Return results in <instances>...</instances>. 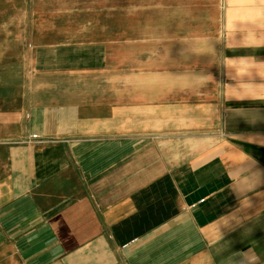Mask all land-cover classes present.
Wrapping results in <instances>:
<instances>
[{
	"label": "crops",
	"instance_id": "crops-1",
	"mask_svg": "<svg viewBox=\"0 0 264 264\" xmlns=\"http://www.w3.org/2000/svg\"><path fill=\"white\" fill-rule=\"evenodd\" d=\"M82 2L0 0V264H264V0Z\"/></svg>",
	"mask_w": 264,
	"mask_h": 264
},
{
	"label": "rangeland",
	"instance_id": "rangeland-1",
	"mask_svg": "<svg viewBox=\"0 0 264 264\" xmlns=\"http://www.w3.org/2000/svg\"><path fill=\"white\" fill-rule=\"evenodd\" d=\"M75 7H76V10L77 9H81L82 8V6H86L87 5V3L85 2H82V0H75ZM91 8H92V4H91Z\"/></svg>",
	"mask_w": 264,
	"mask_h": 264
}]
</instances>
